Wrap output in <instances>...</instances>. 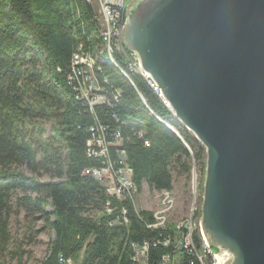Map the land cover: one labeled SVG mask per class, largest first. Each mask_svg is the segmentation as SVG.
<instances>
[{"label": "trees", "instance_id": "trees-1", "mask_svg": "<svg viewBox=\"0 0 264 264\" xmlns=\"http://www.w3.org/2000/svg\"><path fill=\"white\" fill-rule=\"evenodd\" d=\"M100 30L92 1L0 0V264L22 259L9 229L12 198L19 190L24 194L16 197L17 207L38 214L54 233L40 264H132L131 243L177 237L175 223L148 228L152 211L136 212L130 200L107 195L99 181L82 174L100 166L85 147L95 122L119 128L138 192L143 183L171 189L172 173L190 174L193 162L200 173L204 169L202 145L140 74L129 71L114 52L109 57ZM79 45L95 57L94 74L108 95L109 106L96 105L94 114L67 82ZM130 129L141 131V138ZM43 174L55 180L42 181ZM106 201L114 207L110 214L104 211ZM122 207L127 223L111 224L121 218ZM172 247L151 244L148 264L160 262Z\"/></svg>", "mask_w": 264, "mask_h": 264}, {"label": "water", "instance_id": "water-1", "mask_svg": "<svg viewBox=\"0 0 264 264\" xmlns=\"http://www.w3.org/2000/svg\"><path fill=\"white\" fill-rule=\"evenodd\" d=\"M121 38L204 148L218 263L264 264V0H128Z\"/></svg>", "mask_w": 264, "mask_h": 264}, {"label": "built area", "instance_id": "built-area-1", "mask_svg": "<svg viewBox=\"0 0 264 264\" xmlns=\"http://www.w3.org/2000/svg\"><path fill=\"white\" fill-rule=\"evenodd\" d=\"M94 4L96 19L103 32L110 40L111 52H114L117 58L127 59L130 63L139 68L144 75H147V82L151 86H156L160 92L161 100L167 104L168 110H172L170 103L164 98L161 88L151 78L148 72L143 70L138 56L132 50L125 47L122 42L121 33L125 21V10L127 0H88ZM109 4H117V11H109ZM93 68L85 57V64H78L75 57L71 56L67 82L72 87L77 99L84 103L86 108L92 114L96 105L107 104V91L102 88L101 82L93 79ZM118 90V88H117ZM118 94L121 93L118 90ZM137 137L141 138V131L130 129ZM90 137L86 141V154L88 157L100 160V166L87 167L82 174L94 176L103 186L105 193L118 200L133 201L134 192H138L137 186L132 180V169L127 164L126 153L122 148L123 137L118 127L108 128L98 122L90 127ZM146 143V141H145ZM162 196L160 207L155 213L152 212V220L146 222L148 228H164L167 218V212L170 207L169 193L167 189L160 192ZM133 204V203H132ZM134 210L138 209L133 205ZM114 207L110 206V201L105 202L104 211L110 214ZM127 210L122 207L121 218H114L111 224L119 219L127 223L125 216ZM161 245L166 247L173 245L171 252L161 256V261L157 264H219L214 249L205 240L200 221L195 222L190 229L186 230V235H179V239H171L169 235L152 240L143 241L140 244L131 243L133 249L132 264H148V249L150 245ZM59 260L63 262L62 256ZM69 260L66 261L68 264Z\"/></svg>", "mask_w": 264, "mask_h": 264}, {"label": "rangeland", "instance_id": "rangeland-1", "mask_svg": "<svg viewBox=\"0 0 264 264\" xmlns=\"http://www.w3.org/2000/svg\"><path fill=\"white\" fill-rule=\"evenodd\" d=\"M104 45L106 44L103 43V46ZM104 49L108 54L111 53L106 46H104ZM125 61L127 68H131L132 66L130 65V62L126 59ZM165 107L167 108V104ZM168 123L170 124L169 121ZM49 128L50 124H46L44 135L49 133ZM178 136L181 137L180 135ZM26 172L31 174L27 170ZM172 175V188L167 189L170 190V207L167 212L166 223L170 222L176 224V229L178 230V233L175 235L176 237L180 235V230H182V228L188 227L190 224L193 225L194 220L196 219V222H198V218L200 221L203 173H200L198 165L193 162L190 174L178 176L175 175V173H172ZM40 180L48 181L55 179H51L49 175L43 174L40 177ZM161 191L162 190L152 189L147 183H143L141 191L134 192L132 203L138 210L145 209L155 213L160 207L162 199V196H160ZM22 194H24V192L19 190L12 198L13 211L10 216L9 225L10 233L15 244H19L23 251L22 259L20 262L16 261V259L7 260V263L5 264H40L47 254L48 248L50 247V242L54 238V233L49 227L45 225L43 219L39 218L38 214L30 215L26 210L17 207L15 204L16 197ZM50 209L51 206L48 203L46 206V211H49ZM190 215H192L191 218ZM68 264L73 263L69 260Z\"/></svg>", "mask_w": 264, "mask_h": 264}, {"label": "bare ground", "instance_id": "bare-ground-1", "mask_svg": "<svg viewBox=\"0 0 264 264\" xmlns=\"http://www.w3.org/2000/svg\"><path fill=\"white\" fill-rule=\"evenodd\" d=\"M109 11H117V4H109ZM101 31H102V32H101ZM101 31H100V35H101V38H102L101 40L103 41L104 44H106V45H104V46H106V47L109 49V51L111 52V48H110V40H108L106 34H104V32H103V27H102ZM106 53H107V51H106ZM72 55H73V57H75L76 62H77L78 64H85V57H86V58H87V61H89V66H90V67H94V65H95V60H96L95 57H93L91 54H88V53L82 51L80 45L78 46L77 50H76L75 52H73ZM108 55H109V57H112V52L109 53ZM126 60H127V59H126ZM122 61H123L124 64H126L125 59H122ZM127 63H128V62H127ZM130 65H131L132 67H131V68H127L129 71H134L135 73L140 74V75H141V76L147 81V75H144V73H142V71H141L139 68L135 67V65H133L132 63H130ZM66 76H67V75H66ZM93 79H96V82H98V81H97V78H96V75L94 74V70H93ZM147 83H148V85L152 88V90L155 92V94L161 99L160 92L157 91L156 86H151V82H147ZM76 97H77V96H76ZM114 99L116 100V97H114ZM161 101L163 102V104H164V106H165L166 103H165L163 100H161ZM107 102H108V100H107ZM167 109H168V108H167ZM170 112H171V115L175 118V116H174L172 110H170ZM164 124H165L167 127H169L170 130L176 132L175 129H174L172 126H170L168 123H164ZM176 133H177V132H176ZM88 158H89V157H88ZM89 159H91V158H89ZM93 160H95V159H93ZM96 163H97V162H96ZM96 165H97V164H96ZM89 167H90V166H89ZM90 177H92V178L95 179L94 176H90ZM169 191H170V190H167L168 193H169ZM191 213H192V212H191ZM191 217H192V215H190V218H191ZM196 220H197V219H196ZM196 220H194V223L196 222ZM198 220H199V218H198ZM190 223H191V221H190ZM190 226H193V225L190 224V225H188V227H184V228H182V230H180V231H181L180 235H186V230H187V229H190ZM176 239H179V236H177Z\"/></svg>", "mask_w": 264, "mask_h": 264}]
</instances>
